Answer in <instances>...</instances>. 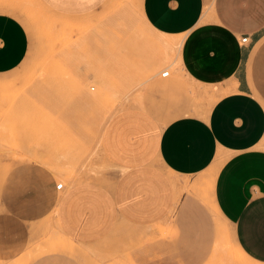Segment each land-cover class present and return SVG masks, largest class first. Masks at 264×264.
I'll list each match as a JSON object with an SVG mask.
<instances>
[{
    "label": "crops",
    "instance_id": "crops-1",
    "mask_svg": "<svg viewBox=\"0 0 264 264\" xmlns=\"http://www.w3.org/2000/svg\"><path fill=\"white\" fill-rule=\"evenodd\" d=\"M45 1L66 9L96 2ZM16 5L0 1V74L17 69L30 51ZM142 10L151 29L183 38L182 71L217 100L205 113L182 98L165 109L172 118L164 122L145 108L116 112L101 131L102 174L72 168L62 188L57 177L66 169L27 161L12 168L0 181V260L22 256L32 228H45L51 215L67 239L38 264H100L96 251L107 258L112 245L134 264H202L212 220L188 190L201 180L236 248L264 264V0H142ZM169 229L172 235H163Z\"/></svg>",
    "mask_w": 264,
    "mask_h": 264
},
{
    "label": "rangeland",
    "instance_id": "rangeland-1",
    "mask_svg": "<svg viewBox=\"0 0 264 264\" xmlns=\"http://www.w3.org/2000/svg\"><path fill=\"white\" fill-rule=\"evenodd\" d=\"M14 1L13 11L26 25L31 46L17 69L0 74V181H7V173L26 161L66 169L58 183L68 184L74 177L72 168L102 174L101 131L116 112L145 108L164 122L172 115L162 113L182 98L194 108L207 107L205 113L217 100L207 88L189 81L179 64L183 38L161 37L151 29L142 0H96L80 9L45 0ZM166 46L172 47L167 62L161 54ZM168 69L170 75L162 76ZM58 161L65 165L58 166ZM188 190L207 206L212 220L202 264H260L236 248L231 226L214 210L205 182L194 180ZM43 225L32 228L31 245L22 256L0 264H38L45 252L54 251V243L66 237L51 215ZM120 235L116 230L111 234ZM135 247L125 246V253L130 255ZM111 248L107 258L103 249L96 251L100 264H134L120 260L119 245Z\"/></svg>",
    "mask_w": 264,
    "mask_h": 264
},
{
    "label": "bare ground",
    "instance_id": "bare-ground-1",
    "mask_svg": "<svg viewBox=\"0 0 264 264\" xmlns=\"http://www.w3.org/2000/svg\"><path fill=\"white\" fill-rule=\"evenodd\" d=\"M0 1H7V2H10V3H16L14 0H0ZM151 28V27H150ZM43 34V33H42ZM161 37H162V35H161ZM165 40V39H164ZM157 41V40H156ZM158 42V41H157ZM157 42H155V43H157ZM180 42V41H179ZM154 46H158V44L157 45H154ZM158 48V47H157ZM177 49V48H176ZM171 50H172V47H171ZM170 49H169V46H166V47H164V50L162 51L163 53H161V54H164V60L167 62V61H169L170 60V58H171V51ZM178 50V49H177ZM176 50V51H177ZM179 52V51H178ZM163 59V58H162ZM165 71V70H164ZM163 71V72H164ZM162 72V73H163ZM210 185V184H209ZM211 187V186H210ZM207 188V187H206ZM209 202V201H208ZM216 211V210H215ZM63 238V237H62ZM67 238H65V240H66ZM64 240V239H63ZM70 240V239H69ZM68 240V241H69ZM61 242H62V240H61ZM69 243H71L70 241H69ZM55 244V243H54ZM61 244V243H60ZM63 245V244H62ZM58 246H60L59 244L58 245H54V247H58ZM66 246V245H65ZM68 246V245H67ZM47 247H50V246H47ZM220 247V246H219ZM65 248V247H64ZM66 248H68V247H66ZM74 248V247H73ZM76 248V247H75ZM57 249V248H56ZM76 250V249H75ZM80 250V249H79ZM216 252V251H215ZM248 258V257H247ZM255 263H259V262H257V261H254Z\"/></svg>",
    "mask_w": 264,
    "mask_h": 264
},
{
    "label": "built area",
    "instance_id": "built-area-1",
    "mask_svg": "<svg viewBox=\"0 0 264 264\" xmlns=\"http://www.w3.org/2000/svg\"><path fill=\"white\" fill-rule=\"evenodd\" d=\"M247 40H248V37H247V36H245V37L242 39L243 42H247ZM170 73H171V72H170L169 69H168V70H165V71L162 73V76L167 77V76L170 75ZM63 185H64L63 182H59V183L57 184V187H58V188H62Z\"/></svg>",
    "mask_w": 264,
    "mask_h": 264
}]
</instances>
